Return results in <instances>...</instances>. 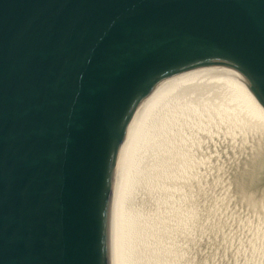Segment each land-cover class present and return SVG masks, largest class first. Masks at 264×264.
Segmentation results:
<instances>
[{
    "label": "water",
    "instance_id": "water-1",
    "mask_svg": "<svg viewBox=\"0 0 264 264\" xmlns=\"http://www.w3.org/2000/svg\"><path fill=\"white\" fill-rule=\"evenodd\" d=\"M175 95L258 115L264 191V0H0V264H109L127 126Z\"/></svg>",
    "mask_w": 264,
    "mask_h": 264
},
{
    "label": "bare ground",
    "instance_id": "bare-ground-1",
    "mask_svg": "<svg viewBox=\"0 0 264 264\" xmlns=\"http://www.w3.org/2000/svg\"><path fill=\"white\" fill-rule=\"evenodd\" d=\"M261 143L262 128L258 115L240 102L218 97L175 95L139 103L127 126L114 167L109 203V264H170L177 257L174 245L178 240L185 237L181 246L193 249L188 240L192 239L194 244L193 240L200 239V229L207 240L206 246H200L205 247L207 253L211 252L212 243L209 242L217 239V248L211 252L217 256H207L213 258L212 264H264V191L250 173ZM224 162L231 163L235 169L233 178L229 177L231 172L228 174L232 183H227L229 187L226 188H233L231 192L234 194L238 188L239 197L235 200L237 204L226 197V201L218 199L217 208L221 204L220 208L224 207L225 211L224 216L219 213L215 218L212 210L207 209L212 208L211 198L205 203L207 207L200 200L203 191L210 196L212 183L215 187L222 184H218L216 172L224 168ZM211 175L214 178H209ZM168 179L172 181L170 184H167ZM166 186L174 190H170L173 199L164 198L168 205L164 206L167 215L165 208L161 207L163 193L160 198L153 197L155 187L163 191ZM183 196L190 202V213L194 212L198 219L197 214L207 209L208 217L204 219L207 226L217 227L216 222L222 221L225 227L221 228L227 237L219 239L221 236L217 238L212 234L213 237L209 238L211 228L199 225L203 223L201 219L202 222L197 223V220L194 223L192 215L189 221H185ZM177 205L182 213L177 211ZM202 206L203 210L200 209ZM169 215L177 224L173 226V237L167 240L169 247L165 248L162 236L158 234L163 231V222ZM238 216L243 218V227L237 230L235 225L233 230L231 224H238L233 218ZM185 223L188 228L192 227L189 236ZM215 226L212 233L216 232ZM156 237L160 241L156 242ZM187 252L180 261L174 260L172 264H182L183 259L187 262ZM198 260L205 263L206 258Z\"/></svg>",
    "mask_w": 264,
    "mask_h": 264
},
{
    "label": "rangeland",
    "instance_id": "rangeland-1",
    "mask_svg": "<svg viewBox=\"0 0 264 264\" xmlns=\"http://www.w3.org/2000/svg\"><path fill=\"white\" fill-rule=\"evenodd\" d=\"M167 155V154H166ZM170 156V155H169ZM167 157H168V155H167ZM225 163V162H224ZM228 162H226L225 164H224V168H219L220 170H218V172H216V177H217V179L216 180H218L217 182H218V184L219 183H222V184H219L220 186V188L219 187H215V184L214 183H212L213 185H211V186H209L210 187V196H209V194L208 193H206L205 191H203V192H201V194L203 193V195H202V200H200V202H202L204 205H205V203H208V200H209V198H211L210 199V201H211V206H212V208H207V209H209V210H212L211 212H213V217L215 216V218H217V217H219V213H221L222 214V216H224L223 215V212L225 211L224 210V207L221 209L220 208V206L219 205H221V204H218V207L219 208H217V203H219L218 201V199H220L221 198V200L222 201H224V199H225V201H226V198L227 199H229V200H231L232 202H235L236 204H237V202L235 201L238 197H239V190H238V188H236V187H238V186H236V187H234V188H236V191H237V193H232L231 192V190L233 189H231V190H229V189H227L226 187H229V185L227 184V183H229V184H231L230 183V181L228 180V178L230 177V178H233V176L232 175H234L233 174V172L232 171H235V169L234 168H232L231 167V163H230V165H229V163L227 164ZM233 165V164H232ZM227 166H228V169H226L227 168ZM226 167V168H225ZM221 169L223 170L222 172H219V171H221ZM233 169V170H232ZM171 170V169H170ZM226 170H228V171H226ZM229 172H231L230 173V175L232 176H229L228 174H229ZM224 173V174H223ZM226 173V174H225ZM221 174V175H220ZM220 175V176H219ZM223 175H225V176H223ZM218 176H219V178L220 179H218ZM229 176V177H228ZM215 177V178H216ZM228 177V178H227ZM209 178H214V177H212V175H211V177H209ZM223 179V180H222ZM221 180L224 182H221ZM228 182H227V181ZM174 181V180H173ZM232 181V180H231ZM169 182V183H168ZM168 182H167V184H170L172 181L171 180H169L168 179ZM166 183V182H165ZM223 184H224V186H223ZM223 186V187H222ZM158 187H160V186H158ZM156 188V192L155 191H153V197L155 198V199H157V198H160L162 195V193H163V201H162V203L163 204H161V207L163 208L164 206H166L167 204L165 203L166 201L164 200V198L165 199H168V197H169V199H173L174 198V194L172 193L174 190L172 189V187H168V186H166V188L164 187L163 188V191H160L161 190V188H159L158 190H157V187H155ZM166 189L168 190V191H170V194H169V192H167L166 191ZM226 190V193H224V190ZM165 190V191H164ZM158 191H160V192H158ZM179 191V190H178ZM234 191V190H233ZM165 192V193H164ZM213 192V193H212ZM235 192V191H234ZM166 193H167V196H166ZM221 194V197H218L220 194ZM224 193V194H223ZM156 194V195H155ZM160 194V195H159ZM168 194H169V196H168ZM173 194V195H172ZM238 194V195H237ZM170 195H171V197H170ZM178 195H180L181 196V194L178 192ZM228 195V196H227ZM180 196H179V198H180ZM212 196V197H211ZM232 196V197H231ZM234 196H236L235 198H234ZM190 197H191V194H190ZM226 197V198H225ZM185 198L187 199V197L186 196H183L181 199L183 200V204H184V210H183V213H182V211H181V208L178 206L177 207V211H179V212H181L182 213V215L183 214H185V221L187 220V221H189V219H190V217H191V215L193 216V217H195L194 219H193V221H194V223L197 221V223H199V221L200 222H202L201 220H203V223H199V225H202V227L203 226H207V224H205V223H208L207 221H205V223H204V219H205V217L207 216V213H205V211L207 210H204V213L202 212V211H200L198 214H197V216H199V219L194 215V212H193V214H191L190 213V209H191V205H190V202L188 203V201H185ZM204 199V200H203ZM217 202H216V201ZM176 201H178V200H176ZM213 201V202H212ZM214 201H215V203H214ZM230 201V202H231ZM212 203H213V205H212ZM235 203H233L234 205H235ZM215 204H216V206H215ZM163 205V206H162ZM187 205H188V207H187ZM168 206V205H167ZM238 206V205H237ZM235 207V208H238V207ZM205 207H207L206 205H205ZM165 208V210H166V215L167 214H169L168 212H167V207H164ZM203 206L200 208V209H202L203 210ZM199 209V210H200ZM164 210V209H163ZM208 210V211H209ZM207 211V212H208ZM220 211V212H219ZM157 212V211H156ZM159 212H160V210H159ZM192 212V211H191ZM210 212V211H209ZM158 213V212H157ZM164 213H165V211H164ZM237 213V212H236ZM235 215V214H234ZM233 215V216H234ZM192 217V218H193ZM208 217V216H207ZM201 219V220H200ZM207 219H209V218H207ZM233 220H235V221H238L237 223L238 224H236V223H232L231 225H232V228H234L233 230H235V228H236V226H237V230H239L238 228H242L243 226H241L242 225V223H243V218H241L240 216H238V218L237 219H235V218H233ZM162 222V221H161ZM178 222H179V220H178ZM219 222H221V223H219ZM219 222H216V225H219V226H215V225H213L212 226V228H211V226H207L211 231H213V227L215 226V228H216V232L214 231L213 233L210 231V233H209V238H212L213 237V235L215 234L216 235V237L217 238H219L220 236V238L219 239H222L223 237H227V234H224L223 233V231L226 233V231L225 230H223L221 227H225V225L224 224H222L223 222L222 221H219ZM241 223V224H240ZM175 224H177V221H173V219L170 217V215H169V218H167V220H165V222H163V227H162V230L163 231H161L160 230V232H161V234L159 235L158 234V236H162V241L164 242V245H165V248H167V247H169V245L167 244V240H168V238L170 239L171 237H173V235H172V230H175L174 228H173V226L175 225ZM221 225V226H220ZM236 225V226H235ZM158 226V228L160 229V224L159 225H157ZM182 225H180L179 227H181ZM167 227H169V229H167ZM157 228V229H158ZM184 228H185V231H187V235L189 236L191 233H190V231H191V229H192V227H189L188 228V224H186L185 223V226H184ZM198 229H200L199 228V226H198ZM200 231H201V229H200ZM199 231V234H200V239L198 238V239H195L196 237V235H197V232H195V235H194V239L195 240H193V241H195V243L194 244H192V239L190 240H188V243H190V246L191 247H193V249H185L186 247H184V246H181V241L183 240V239H185V237H183L182 239H181V241L180 240H178V243L176 244V245H174L175 246V255L177 254V257H176V259L174 258L172 261H171V263L170 264H172V262L175 260V261H178V259H179V261H180V257H184V254L187 252L188 253V257H187V262L183 259V262H182V264H212L213 262H212V257H210V258H207V256H208V254H209V256L211 255V256H217V254L216 253H214V254H212L213 253V251H214V249L216 250V245H217V239H216V242H209V243H212L211 245L212 246H214V248L211 246V252H209V253H207L206 252V248L205 247H203L202 248V246H206V242H207V240H204V238H203V231L202 232H200ZM213 234V235H212ZM217 234H219V235H217ZM223 236V237H222ZM229 238V237H228ZM157 240H159L160 241V239H157V237H156V242H157ZM224 240V239H223ZM222 240V241H223ZM191 241V242H190ZM201 243V244H200ZM216 243V244H215ZM200 245H202V246H200ZM210 245V244H209ZM190 246H189V248H190ZM219 246V245H218ZM188 248V247H187ZM196 248H198V249H196ZM213 249V250H212ZM195 250H198V252H195ZM205 251V252H204ZM215 252V251H214ZM194 257H196V259L194 260ZM200 257H202V258H206V260H205V263H203V262H201V260H198V258H200ZM194 261V262H192V261ZM195 261H197L198 263H195ZM199 261H200V263H199ZM222 263V262H221ZM220 263V264H221Z\"/></svg>",
    "mask_w": 264,
    "mask_h": 264
}]
</instances>
